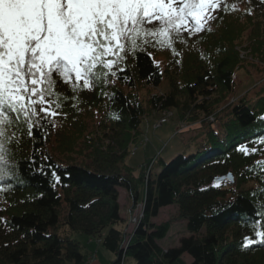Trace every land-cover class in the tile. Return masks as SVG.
<instances>
[{"label": "trees", "instance_id": "16d2710c", "mask_svg": "<svg viewBox=\"0 0 264 264\" xmlns=\"http://www.w3.org/2000/svg\"><path fill=\"white\" fill-rule=\"evenodd\" d=\"M227 3L242 9L214 13L211 31L182 33L173 44L179 55L159 45L129 55L103 91L77 83L73 92L71 83L54 77L56 93L67 101L35 139L24 135L11 145L0 179V264H90L93 255L77 236L98 241L115 256L110 264H175L184 255L191 264H264V244L246 246V238H256L255 213L264 211V153L238 151L241 144L253 147L249 141L259 148L264 139V69L251 63L252 52L264 66V2ZM246 43L243 56L236 48ZM250 69L261 81L255 85L248 76L245 91H238L237 74ZM170 111L202 125L191 140L197 152L129 165L143 141V121ZM118 189L127 192L130 218L142 207L131 231ZM171 206L177 214L154 223ZM174 222L186 223L187 236L164 249Z\"/></svg>", "mask_w": 264, "mask_h": 264}, {"label": "snow or ice", "instance_id": "6c2138e0", "mask_svg": "<svg viewBox=\"0 0 264 264\" xmlns=\"http://www.w3.org/2000/svg\"><path fill=\"white\" fill-rule=\"evenodd\" d=\"M235 10L227 0H0V179L11 145L24 135L35 139L67 101L55 91V76L73 92L77 83L103 91L129 55L146 45L179 55L173 44L182 33L211 31L214 13ZM249 143L253 147L241 144L238 151L264 153V139L259 148ZM255 216L256 238H246V246L264 244V211Z\"/></svg>", "mask_w": 264, "mask_h": 264}, {"label": "rangeland", "instance_id": "374dc122", "mask_svg": "<svg viewBox=\"0 0 264 264\" xmlns=\"http://www.w3.org/2000/svg\"><path fill=\"white\" fill-rule=\"evenodd\" d=\"M237 6V5H236ZM241 5H238V9ZM243 6V5H242ZM249 46V43L240 45L236 48L237 51L244 53L246 56L247 50H244ZM251 63H258L260 69H264L263 64L257 59V57L252 56L251 52ZM162 69L164 65L161 66ZM252 77L255 80V85L261 81L262 74L254 69H250L249 73L242 74L239 72L236 77V84L238 91L244 92L245 88L248 85L249 78ZM167 83L165 82L162 86L164 91H167ZM256 89L251 90V94L248 96V99L251 101L257 97V93L261 90V84L256 86ZM146 91V90H144ZM143 91V92H144ZM143 96L146 97V92L143 93ZM233 97V96H232ZM174 117H172L167 124L162 128L155 129L157 122L156 118L145 119L142 124L143 141L140 142L136 148V155L129 158V165L133 167L140 166L145 160L153 159L158 155L160 160L165 162L170 161L172 158L179 154H193L197 152L199 146L193 141L192 138L198 136L199 132L202 131L201 124H191L188 121H182L178 119V116L173 112ZM100 118V115L97 117ZM216 129L218 125L214 126ZM146 142L144 145L143 143ZM160 161L155 165L153 172L154 174L160 171ZM140 173L139 168L136 170V175ZM119 191V203L122 209L123 219L130 218V205L127 192L124 189H118ZM142 200V198H141ZM177 214V207L171 206L161 210L158 218L154 220V223L160 225L168 222L172 217ZM134 224L132 222L131 226L129 225V231L132 230ZM187 236V229L185 222H174L172 224L171 232L166 240L161 242V246L164 249L175 248L179 246L180 239L183 236ZM77 239L82 243L85 250L90 252L93 255L91 264H110L115 256L110 252L106 251L102 245L96 240H89L85 236H77ZM192 258L189 255H184L177 263L175 264H191Z\"/></svg>", "mask_w": 264, "mask_h": 264}, {"label": "built area", "instance_id": "2783aa9c", "mask_svg": "<svg viewBox=\"0 0 264 264\" xmlns=\"http://www.w3.org/2000/svg\"><path fill=\"white\" fill-rule=\"evenodd\" d=\"M243 54H244V53H243ZM243 56H244V55H243ZM172 117H174V115H173V111H170V112L165 113L164 116H163L160 120H158V121L156 122L155 129L162 128L165 124H167V123L169 122V120H170ZM143 144L145 145L146 142H144ZM136 151H137L136 149H134V150L132 151V156L135 155ZM140 218H142V207H141V206L138 207V209H137L136 212H135V215H134L133 218H132V222H133V224L136 225L137 222L140 220ZM91 263H92V261L90 262V264H91Z\"/></svg>", "mask_w": 264, "mask_h": 264}, {"label": "water", "instance_id": "95a60500", "mask_svg": "<svg viewBox=\"0 0 264 264\" xmlns=\"http://www.w3.org/2000/svg\"><path fill=\"white\" fill-rule=\"evenodd\" d=\"M227 180H230L232 183L234 182V177L232 174H230L228 177H227Z\"/></svg>", "mask_w": 264, "mask_h": 264}, {"label": "clouds", "instance_id": "9594fccd", "mask_svg": "<svg viewBox=\"0 0 264 264\" xmlns=\"http://www.w3.org/2000/svg\"><path fill=\"white\" fill-rule=\"evenodd\" d=\"M135 155H136V153H135ZM135 155H134V156H135Z\"/></svg>", "mask_w": 264, "mask_h": 264}]
</instances>
